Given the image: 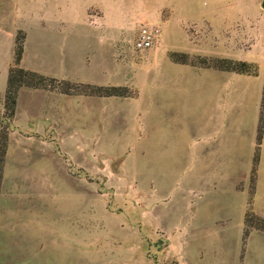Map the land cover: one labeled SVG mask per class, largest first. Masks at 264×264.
Masks as SVG:
<instances>
[{
	"label": "rangeland",
	"instance_id": "1",
	"mask_svg": "<svg viewBox=\"0 0 264 264\" xmlns=\"http://www.w3.org/2000/svg\"><path fill=\"white\" fill-rule=\"evenodd\" d=\"M261 2L0 0V264H264V224L246 219L264 218ZM142 25L158 30L143 50ZM75 29L94 49L61 47ZM21 43L18 66L44 79L22 86L13 110L7 78ZM217 59L258 71L238 91ZM118 85L126 96L99 105L96 121L54 94ZM14 241L26 245L12 254Z\"/></svg>",
	"mask_w": 264,
	"mask_h": 264
},
{
	"label": "trees",
	"instance_id": "2",
	"mask_svg": "<svg viewBox=\"0 0 264 264\" xmlns=\"http://www.w3.org/2000/svg\"><path fill=\"white\" fill-rule=\"evenodd\" d=\"M23 43L19 44L15 53L14 58V64L15 66L11 67L8 72V78H7V92H6V98L10 99L11 108L14 110V106L16 105V98H17V92L22 86L32 87V88H41L42 81L44 77L40 75L39 73L35 71H30L24 68H21L18 66L19 61L21 59L22 53H23ZM172 59L175 62H179L182 64H186V59H180L176 53H172L171 55ZM214 68L222 71H230L234 73L239 74H248V75H256L257 74V65L253 62H247V61H233L229 59H217L215 64H212ZM104 87V86H103ZM96 88L97 91H93L94 95L98 96H117V97H124L126 96L125 93L122 91V89L119 86H107L105 88ZM65 94H70L71 92L62 91ZM264 119V87L263 92L261 96V105H260V118H259V127L257 128V134H258V141L261 139V133H262V123ZM257 141V144H258ZM253 155V163H258L259 161V155L256 154ZM2 155V154H1ZM3 159L2 156L0 158V184H1V173H2V165H3ZM248 218H256L261 221V223L264 224V218H259L255 216L252 212L247 213ZM249 223V227H254V224H252L251 221H247ZM259 229H264V226L258 227Z\"/></svg>",
	"mask_w": 264,
	"mask_h": 264
},
{
	"label": "crops",
	"instance_id": "3",
	"mask_svg": "<svg viewBox=\"0 0 264 264\" xmlns=\"http://www.w3.org/2000/svg\"><path fill=\"white\" fill-rule=\"evenodd\" d=\"M93 40H94L93 34H90L88 32H82L81 30L76 31V29H75V32H71V34L67 35L65 39H62L60 41V43H61V47H63L68 54H74L75 55L77 53L83 54L82 52L86 53V51H88L90 48L94 49L93 48L94 45L92 44V42H94ZM250 54H252V53H251V48L249 46V48L247 50H245V54H244L243 58L246 59L247 56H249ZM246 60L251 61L249 59H246ZM170 61L175 66H178L180 69H182L183 67H187L186 64H182V63L178 64V63H175L173 60H170ZM96 63L97 62H95V64ZM76 64L77 65L78 64L81 65L80 66V67H82V68H80V71H81V69L83 70V68L87 69L86 67L88 65H90V62H88V60L85 62V61H83L81 59V60H78V62H76ZM76 64H75V67H77ZM59 67H60V70H65V68H64L65 66H63L60 63H59ZM214 73H215V75L217 77H219L218 74H221V72H219V71H215ZM234 74L237 76V78L240 77V80H238V82H237V90L238 91L239 90H245L246 86L248 85V82H246L247 80H242V78L245 77V79H249V78H251L253 76L237 74V73H234ZM78 80L85 81L86 79L81 78V79H78ZM88 82L105 85V84L99 83L97 81H92V80H88ZM54 94L58 96V99H67L70 104L71 103L73 104L74 109L75 108H79V107L84 108L86 114L89 117V119H93L94 121H96V118L98 117L99 114H102L103 112H105L107 110L106 107L105 108H99V105L106 104V103H108L110 101H116V98H117L115 96H112V97H110V96H102V97H97V96H93V97L76 96V97H74V96L64 95V94H61V93H54ZM242 94L241 93H237V97L240 98V96ZM253 96L255 97L254 93H253ZM259 97H260V100H261V89H260V96ZM118 99H121V98H118ZM257 100H255V101H257ZM17 106H18V101H17ZM53 115L54 116H51V117L55 118L56 116H59L61 114L58 115V114H56L54 112ZM249 154H250V152H249ZM240 158H241V155H239V159ZM245 158L247 160L249 157H245ZM231 162H233V161H231ZM22 244L24 246L26 245L23 242H15V241L11 242L9 244V248L10 249L12 248L11 249L12 250V254H13V251H15L16 249L18 250L21 247ZM7 246L8 245L6 244V247ZM20 255H22V254L20 253ZM8 263L9 264H33V260H31L29 258L27 260V259H25L23 257H20L18 260H15L14 257L9 256V262Z\"/></svg>",
	"mask_w": 264,
	"mask_h": 264
},
{
	"label": "built area",
	"instance_id": "4",
	"mask_svg": "<svg viewBox=\"0 0 264 264\" xmlns=\"http://www.w3.org/2000/svg\"><path fill=\"white\" fill-rule=\"evenodd\" d=\"M158 30L154 27L142 25L138 30V37L134 42V46L137 49H147L153 46L157 40Z\"/></svg>",
	"mask_w": 264,
	"mask_h": 264
},
{
	"label": "water",
	"instance_id": "5",
	"mask_svg": "<svg viewBox=\"0 0 264 264\" xmlns=\"http://www.w3.org/2000/svg\"><path fill=\"white\" fill-rule=\"evenodd\" d=\"M261 6L264 8V0H262V2H261Z\"/></svg>",
	"mask_w": 264,
	"mask_h": 264
}]
</instances>
